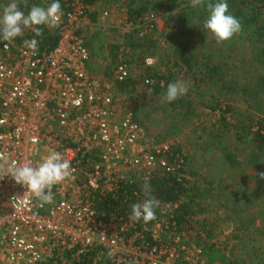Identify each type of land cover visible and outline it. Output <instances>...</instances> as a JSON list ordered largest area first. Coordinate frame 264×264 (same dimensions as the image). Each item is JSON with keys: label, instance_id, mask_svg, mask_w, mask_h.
Wrapping results in <instances>:
<instances>
[{"label": "built area", "instance_id": "1", "mask_svg": "<svg viewBox=\"0 0 264 264\" xmlns=\"http://www.w3.org/2000/svg\"><path fill=\"white\" fill-rule=\"evenodd\" d=\"M68 6L51 13L59 41L50 52L12 35L0 44V264H86L93 251L95 264H208L191 227H178L179 203H157L148 221L142 184L175 174L183 160L169 165L167 143L143 148L146 129L132 111L116 120L111 79L129 78V65L94 76L81 35L91 8ZM155 22L148 13L126 28L150 33ZM122 190L123 201L135 200L130 213L100 209L101 197Z\"/></svg>", "mask_w": 264, "mask_h": 264}, {"label": "rangeland", "instance_id": "2", "mask_svg": "<svg viewBox=\"0 0 264 264\" xmlns=\"http://www.w3.org/2000/svg\"><path fill=\"white\" fill-rule=\"evenodd\" d=\"M16 1L0 0L4 5ZM153 1L152 6L158 4V7L151 8L157 15V29L147 35L156 40V46L149 48L145 32L138 31L134 34V42L143 46L126 50L124 44L130 30L126 28L128 20L123 9L127 0H104L97 10L98 20L82 31L84 41L89 43L91 59L95 58L90 71L96 77L113 78L115 65L126 61L131 77L138 81V85L133 92H121L111 79L110 91L118 99L122 111L116 120L124 111H132L146 129L142 143L145 149L165 143L182 145L187 157L185 175L193 187L194 209H205L193 217L191 242L198 244L210 237L224 248L227 246L233 255L239 254L253 264H264V184L256 182L259 174H264V157L250 162L254 145L247 129L242 127L253 125L254 131L256 125L252 118H264V90H260L258 97L254 94L261 87L264 56L257 60L260 57L258 45L245 42V36L234 27L222 29L221 21L212 24L204 21L202 25L200 22V30L193 26L200 31L196 37L184 32L169 39V34L176 33L178 27L174 24L166 27L167 2L160 5L158 0ZM188 1L195 5L199 0ZM105 12L108 15H104ZM109 24L112 26H107ZM181 24L186 32L190 31L184 26V20ZM28 27L22 15L16 12L2 14L0 34L22 37ZM176 41L181 48L188 44L186 49L198 55L193 68L175 66L173 51ZM148 59H152L153 64H147ZM216 65H220L222 72L211 78L208 67ZM170 70L174 73L170 95H146L144 80L154 72L169 73ZM231 86L232 91H228ZM245 87L249 91L245 92ZM181 98L192 102L191 110L173 107L172 102ZM228 105L233 107V112L227 113V123L232 128L222 132L225 124L220 118V106ZM230 151L241 163L237 167L225 160ZM209 229H213L211 236L207 235ZM197 237L201 240L198 241Z\"/></svg>", "mask_w": 264, "mask_h": 264}, {"label": "trees", "instance_id": "3", "mask_svg": "<svg viewBox=\"0 0 264 264\" xmlns=\"http://www.w3.org/2000/svg\"><path fill=\"white\" fill-rule=\"evenodd\" d=\"M102 1L104 0H83V2L91 8L88 11V15L90 21L93 23L98 20V11L93 10V7ZM151 1L153 0H127L125 8L128 22H140L141 18H143L146 14L153 13L151 8L158 7V4L156 5V3H153L152 6ZM156 1L154 0L153 2ZM163 1L167 2V5L165 6V11L168 14L166 27L170 28L173 24L178 27V31L176 33L169 34V39H173L178 35V33L184 32L196 37L198 35V31L200 30V22L202 25L204 24V21H207V24H212L213 22L218 23L221 21L219 24H221L222 29L225 28V26L234 27L240 34L245 36V42H250L254 46L258 45L257 48H260V57H258L257 60H262L261 56H264V0H199L195 5H190V1L188 0H158L160 5L163 4ZM70 3L71 0H17L14 3L8 2L6 5L0 2V12L1 14L16 12L20 16L22 15L26 25L29 26L28 30L22 37L19 35L14 36V39L17 42L26 41L30 45L37 47L41 52H50L57 46L59 41L58 34L51 29V13L56 10L62 11L70 9L68 6ZM187 10L188 12L190 11V13H183ZM180 12L183 14H180ZM173 14L175 15L173 16ZM185 15H187V17H185ZM181 20H184V26L190 29L189 32H186L183 29ZM193 26L199 30H195ZM156 29L157 22H155V28L152 32L145 33L148 37L146 43L149 48H154L156 46V40L149 37L147 34H153ZM138 31L143 32V30L137 29L128 33V40L124 44V49H135L143 46L142 43L136 44L134 42V34ZM4 34V32L0 34V44L4 42ZM81 35L83 36L82 32ZM87 42H89V39ZM84 43L88 47L89 43L86 44V41H84ZM186 46V48H188V44H186ZM174 48L173 61H175V66L182 67L183 65H187L189 68H193V63H197L198 61V55L194 51H188L186 48H181L177 41ZM116 49H119V47H116ZM208 57L211 61L210 58H212V56L209 55ZM219 67L220 65L208 67V76L212 78L220 74L221 69ZM173 75L174 73L170 70L169 73L154 72L148 76L147 79H153L154 82L153 84H147L146 79L144 80L146 84L145 94L160 96L170 95L171 80ZM233 83L237 86L235 81H233ZM116 84L119 91L130 93L137 89L138 81L130 76L125 81L116 82ZM260 86L261 87L254 92L257 97L259 96L260 90H264V75L261 77ZM232 88L233 86L228 87V91H232ZM244 90L245 92L249 91L247 87H245ZM172 105L174 108L180 106L191 110L192 102L181 98L178 102H172ZM220 108V111L222 112L220 118L225 124L222 132L229 131L232 128V125L227 123V113L233 112V107L228 105L226 107L220 106ZM215 109L216 107H214V110ZM253 122L256 125V130L254 131L252 130L253 125L247 126L245 124L242 126L247 129L246 133L248 136L252 137L251 140L254 145L252 159L250 160L251 163L259 160V158L261 159V157H264V118H258L256 120L252 118V123ZM176 159L177 161L183 160V162L180 164L181 166L176 169L175 174L152 179L148 184V188H145L143 184L140 186L142 190H146V193L144 194H146L145 196L149 201L147 210L148 221L150 222L152 220V213H158V211H156L157 203H179V207L174 213L178 227L180 226L179 228L182 230L186 228L187 225L192 228V222H195L193 217L198 213L205 211V209H200L198 211L194 209L196 204L195 198L191 195L193 187H191L190 181L185 175L187 173V157L184 154L182 145L180 144L171 146L166 155V160L169 165L176 164ZM225 160L233 167H237L241 164L237 156L231 151L226 153ZM180 175L183 176L181 177V180H179ZM260 175L264 174H259V177ZM259 177L256 180L257 184H264V178ZM131 190L132 189L129 188V192ZM144 194L142 196H144ZM126 195L127 194H125L122 190L116 197L112 194L101 198L99 197L101 199L99 203L100 209H106L108 213L115 211L121 215H127L133 210L135 200L129 199L127 202L123 201ZM212 232L213 229L207 230V235L211 236ZM197 239L198 241L201 240L199 237H197ZM198 245L202 248V253L208 264H253L251 260H248L239 254L233 255L232 252L228 250L227 246L224 248L217 242L210 239V237H205L202 242L198 243ZM95 255L96 251L87 254V256L84 257L85 263L95 264L93 261ZM106 261L107 262L105 264H112L110 261ZM96 264L104 263L101 261Z\"/></svg>", "mask_w": 264, "mask_h": 264}, {"label": "crops", "instance_id": "4", "mask_svg": "<svg viewBox=\"0 0 264 264\" xmlns=\"http://www.w3.org/2000/svg\"><path fill=\"white\" fill-rule=\"evenodd\" d=\"M103 2H104V1H102V2L98 3L97 5H95V6L93 7V10H95V11L99 10V8H100V6L103 4ZM123 11H125V13H126V8L123 9ZM0 20H2V14H1V12H0ZM107 26H110V27H111L112 25L109 24V25H107ZM1 33H3V32H1ZM93 59H95V58H92V59H91V62H92ZM91 62H90L89 67H91V65H93V63H91ZM95 72H96V71H94V73H95Z\"/></svg>", "mask_w": 264, "mask_h": 264}]
</instances>
